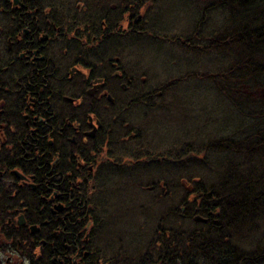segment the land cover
<instances>
[{
    "label": "trees",
    "instance_id": "trees-1",
    "mask_svg": "<svg viewBox=\"0 0 264 264\" xmlns=\"http://www.w3.org/2000/svg\"><path fill=\"white\" fill-rule=\"evenodd\" d=\"M102 1L99 7H106L108 0ZM112 1L120 3L122 0ZM143 1L147 8L146 0ZM154 1L155 8L157 4ZM193 3L196 18L199 15L200 18L194 27L184 32V42H181L183 37L178 36L175 43L180 42L187 52L186 58L191 56V59L196 58L195 61L205 49L223 48L227 52L224 58H199L205 59L207 65L212 64L211 69L196 70L192 67L176 79L178 82L182 78L186 81L194 79L197 85L198 79L206 82L200 91H204L206 99L201 118L194 117L198 116L194 114L198 109L196 112L188 108L174 109L177 99L173 93V82L157 90L162 92L161 97L149 92L140 98L145 100L147 109L157 112V117L162 115L161 109L164 111L161 118L164 123L175 112L196 123L202 131L209 130L211 119L216 121L219 117L221 121L222 134L212 131L211 136L204 137L199 146L192 147L191 152L187 145L188 149L176 153L171 151L167 158V161H173L167 168L175 166L173 174L178 181L193 182L192 192L197 194V198L190 200L188 193L178 200L188 207L189 213L185 216L193 225L185 227V230L175 228L161 232L159 229L158 240L150 242L151 248L158 246L157 253L150 251L142 261V252L135 250V255L130 250L123 253L124 258L118 255L123 263L112 255L108 259V252L107 255L105 253L110 248L106 246L101 230L106 220L98 209L102 207L97 204L105 198L95 197L96 193L103 191L99 183L105 180H98L101 174L97 165L96 170L90 172L88 167L78 166V159L85 158L86 163L95 165L104 152L112 159L110 146L118 144L117 134L126 138L132 132H127L123 125L110 126L111 130L105 131L106 135L110 133L106 149L99 141L94 156L91 146L84 145V149L78 150L81 158L74 153L75 146L72 147L67 136L56 132L51 136L53 145L46 148V156L36 153L34 140L31 150L27 153L17 151L11 158L15 164L12 163L9 169H17L26 176L33 173V182L37 185L35 190L30 185H22L16 175H10L4 181L7 194L3 201L0 200V210L3 218L11 210L10 217L14 222L6 225L3 235H0V264H264V95L260 92L264 89V0H193ZM90 6L85 4L83 7L89 9ZM215 10L219 14L213 12ZM120 14L113 13V17ZM85 16L89 20L90 12L87 11ZM112 21L115 24V20ZM146 22L147 30L150 21L146 19ZM209 25L210 28L216 26L213 33L207 31ZM146 36L141 40L144 43ZM134 38L128 40L139 42ZM126 59L131 70L129 57ZM138 67L141 69L139 64ZM181 89L185 91L187 86ZM216 89L222 95L224 93L221 99H229L231 104H222ZM190 92H184L183 97L192 105L191 96H197L199 89ZM210 94L216 95L210 111L212 116L207 109ZM124 106L121 112H124ZM158 106L160 109L156 108ZM147 116L143 117L144 122L160 119ZM68 119L65 114L62 120L67 123ZM184 127L191 133L195 131L187 125ZM141 134L138 129L135 136ZM10 143L3 147L8 155ZM150 150L147 149L146 155L152 158L154 153ZM198 155H202L201 168L205 174L213 172L216 181L207 182L203 178V172L198 168ZM156 160L158 164L161 162ZM166 165L161 164L163 167ZM195 177L200 180L194 181ZM58 206L62 208L57 209ZM13 208L18 212L14 213ZM21 213L27 225L16 227L15 219ZM197 217L207 221H197ZM89 222L93 225L88 231ZM32 225H37L39 231L32 234L29 228ZM121 246L117 242L112 249Z\"/></svg>",
    "mask_w": 264,
    "mask_h": 264
},
{
    "label": "flooded vegetation",
    "instance_id": "flooded-vegetation-1",
    "mask_svg": "<svg viewBox=\"0 0 264 264\" xmlns=\"http://www.w3.org/2000/svg\"><path fill=\"white\" fill-rule=\"evenodd\" d=\"M99 3L103 1L0 0L2 201L7 194L4 181L10 175L17 176V169H9L15 164L11 158L17 151L27 153L35 140L36 153L46 156V148L53 145L51 136L58 132L67 136L80 158L78 150L84 149V145L91 146L95 156L99 141L104 143L103 149L108 146L110 133L106 135L105 131H110V126H129L120 109L126 102L145 95V76L133 73L126 58L142 51L140 44L131 49L133 43L128 39L136 37L143 42L148 7L143 0H108L106 7H99ZM85 4H91L90 8L84 9ZM87 11L89 20L85 16ZM113 13L121 14L113 17ZM158 89L151 92L161 97ZM65 114L69 118L67 123L62 120ZM6 143H10L9 155L3 151ZM85 160L78 159V166L88 167L90 172L97 165L101 173L104 161L113 165L106 152L95 165ZM23 177L19 178L22 185L35 190L34 174ZM10 211L3 218L0 210V235L6 225L14 222ZM13 211L18 212L16 208ZM15 220L16 227L27 225L22 213ZM88 236L87 233L86 239Z\"/></svg>",
    "mask_w": 264,
    "mask_h": 264
},
{
    "label": "rangeland",
    "instance_id": "rangeland-1",
    "mask_svg": "<svg viewBox=\"0 0 264 264\" xmlns=\"http://www.w3.org/2000/svg\"><path fill=\"white\" fill-rule=\"evenodd\" d=\"M146 3L148 9H150L146 19L150 23L146 30L145 43L135 42L132 46H129L131 49H137L138 44H140V48L144 50L139 53L133 52L134 54L129 56L130 68L134 71L133 73L140 72L145 76V95L153 91L154 88L158 89L173 82V93L177 99L174 109L179 111V108H188L193 109L195 112L198 109V112L194 113L198 116L194 117L201 118L203 104H206V99L204 91L203 93L200 91L202 88L204 89L206 82L198 79L199 85H197L195 84L196 81H193L194 79L186 81L182 78L180 82L176 79L192 67H195L196 70L211 69L212 64L207 65L205 59L199 58L209 57L212 60L224 58L227 57V52L223 48L210 51L205 49L202 54L197 56L198 60L195 61L196 58L191 59V56L190 59L186 58L185 53L187 52L180 42L175 43L178 41V36H182L181 42H184V32L194 27L195 21L200 18V15L196 18L193 0H156L157 5L155 8L154 0H146ZM213 12L219 14L216 10ZM215 29L216 26L210 28L209 25L207 31L213 33ZM183 86H187V90L183 91L181 89ZM197 89H199V94L191 96V101L194 104L186 103L187 98L183 97V93H191L190 90L195 92ZM218 92V99L224 97V93L222 95L219 90ZM260 92L264 95V89ZM129 94L132 96L131 91H129ZM215 98L216 95L215 97L213 94L209 95L210 105L207 108L209 116H212L210 111L213 109ZM221 100L222 104H231L229 99H226V101ZM144 101L138 99L133 102H126L123 112L126 122L129 123L127 132L131 130L132 133L136 134L137 130L140 129L142 134L126 138L117 134L118 144L110 146L113 152V165L104 164L108 162H102L103 160L99 162V164L102 162V168L98 180H105V182L99 183L103 191L100 190L99 193L95 194V197L97 199H99V196L105 198V200L102 199L103 202L97 204L102 207L98 209L103 212L106 220L101 226V230L105 236V242L107 241L106 246L110 248L106 249V253L104 252L105 255L108 252V259L111 255L117 258L119 255V257L124 258L123 253L126 250L132 251L135 255V250L142 252L140 258L142 261L145 255L150 254V251L157 253L158 246L155 245L151 248L150 242L158 240L157 232L159 229H161V232L167 229L175 230V228L185 230V227L190 228L193 225L192 221L187 222L185 216L189 213L188 207L178 201L188 193L190 200L197 198V194L192 192L193 182L178 181V178L173 174L174 170L176 171L175 166H172L173 169L167 168L171 165L167 158H169L171 151L176 153L188 149L187 145L191 152L192 147L199 146L204 137L209 138L211 136L212 131L220 134L223 131L219 117L216 121L211 119L209 130L203 131L198 128L196 123L188 121L176 112L171 116V119L164 123L161 120L164 111L161 109L162 115L157 117V112L147 109V104ZM180 101L183 103L178 104ZM156 108H159V106ZM146 116L160 119L151 121L148 119L144 122L143 117ZM198 123L201 125L200 121ZM186 125L195 131L191 133L184 127ZM145 148L151 149L154 158L147 157V149ZM197 158H199L197 160L198 168H201L203 165L201 164L202 155H198ZM156 159L161 162L158 164ZM106 160H109V158L107 157ZM164 163H167V165L165 167L161 166ZM201 170L204 175L203 178H206L207 182L209 180L210 182L216 181L217 177L212 176L213 172L205 174L204 168H201ZM200 173L201 171L197 176ZM193 174H195L194 169ZM196 179L199 178L195 177L194 181ZM214 185H216V182ZM189 188L190 192L187 191ZM61 208L62 206L57 207V209ZM196 219L201 220L198 217ZM91 227V225L88 226V231ZM117 242H120L122 246L112 249V246ZM128 245H131V247H127ZM119 261L123 263L120 259Z\"/></svg>",
    "mask_w": 264,
    "mask_h": 264
},
{
    "label": "water",
    "instance_id": "water-1",
    "mask_svg": "<svg viewBox=\"0 0 264 264\" xmlns=\"http://www.w3.org/2000/svg\"><path fill=\"white\" fill-rule=\"evenodd\" d=\"M17 175H19L21 178H24L23 176H21V175H20V173H19V172H17ZM199 219H201V218H199ZM201 220H204V221H206V219H201ZM35 229H36V227H32V230H33V231H35Z\"/></svg>",
    "mask_w": 264,
    "mask_h": 264
}]
</instances>
